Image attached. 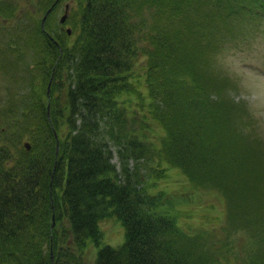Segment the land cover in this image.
<instances>
[{"label":"trees","instance_id":"trees-1","mask_svg":"<svg viewBox=\"0 0 264 264\" xmlns=\"http://www.w3.org/2000/svg\"><path fill=\"white\" fill-rule=\"evenodd\" d=\"M43 1L17 30L38 58L0 110L15 127L0 128V264H85L109 219L124 242L100 248L94 264H264L263 251L236 250L244 242L232 225L203 215L193 226L179 202L151 194L166 177L161 164L197 192L226 200L242 188L232 178L229 196L225 178L242 159L250 174L260 138L232 130L227 87L208 66L236 35L232 21L264 22V0H72L70 36L54 20L61 3L41 29L54 0ZM0 15L16 12L0 6ZM245 188L264 194V181ZM247 197L232 224L257 241L264 223Z\"/></svg>","mask_w":264,"mask_h":264},{"label":"rangeland","instance_id":"rangeland-1","mask_svg":"<svg viewBox=\"0 0 264 264\" xmlns=\"http://www.w3.org/2000/svg\"><path fill=\"white\" fill-rule=\"evenodd\" d=\"M43 2V0H0V6L3 9L14 10L19 15L29 12L30 9L34 12V9L37 10ZM68 2L70 0L65 1V3ZM62 12L63 6L54 12L56 22L61 17ZM17 20L22 22L16 25H27V21H24L21 16L9 20L0 18V110L8 100L12 102L17 99L14 91L23 84L21 78L26 76V69L32 66L34 60L38 58V54L33 53L32 49L20 43L21 33L15 36L17 31L14 29V24ZM235 22L236 20L232 21L234 26L228 32H237L236 35L231 38L224 50L212 57L208 69L210 72H214L220 83L226 85V102H230L232 106L236 107L235 115H233L234 109H232V115L235 116L232 130L240 131L243 137L249 139V143L252 141L249 138L251 131H254L260 138L256 141L255 152L249 156H256L257 159L255 161L249 160L248 163L251 167L249 169L251 179L262 180L264 178V166H261L264 163V22L255 24V22H248V18L238 21V24ZM2 26L7 28L4 29ZM200 70L205 69L201 68ZM212 94L217 95V91L213 89ZM1 119L0 128H3L2 132L9 136L10 132L15 131V127L9 126L3 118ZM12 123L13 121H11ZM113 155L112 162L118 168L115 152ZM130 165H132L131 162ZM162 168H164L163 164ZM165 174L167 178L155 181L151 191L155 190L153 193L163 191L168 193L176 202H179L178 208L192 215V218L186 221L187 223L198 226L202 223V215L213 217L216 219V223L219 221V226L222 225L227 231L228 227L232 225L231 231L232 235L234 234V239H243V245L236 250L239 251L253 245V251L247 249V252L256 253V250L259 249L264 253V246H260L258 243L254 244V240L248 232L237 231V227L232 224L231 212L227 213L224 199L216 192L219 191L218 189L214 190L215 198V195L209 191L191 190L189 185L183 181L180 173L174 169H167ZM232 178H239V173H235L234 176L227 174L224 183L230 184ZM253 185L256 187V183ZM228 188H232V186L228 185ZM245 189L242 194H239L238 205L247 199L248 194ZM167 198L165 195L164 200ZM255 199L258 203L257 219L264 223V194L256 193ZM206 210L210 213H207ZM208 225L211 226L209 223ZM99 227L101 231L103 230L102 241L98 247L90 246L84 258L85 264H94V256L100 248L104 246L116 248L124 242L122 225L115 222L114 219L100 223ZM232 259L236 261V258L232 257Z\"/></svg>","mask_w":264,"mask_h":264},{"label":"water","instance_id":"water-1","mask_svg":"<svg viewBox=\"0 0 264 264\" xmlns=\"http://www.w3.org/2000/svg\"><path fill=\"white\" fill-rule=\"evenodd\" d=\"M67 10H68V6H65V11L63 16L60 19V23H64V21L66 20V16H67ZM49 12V11H48ZM47 12V14H48ZM45 20V18L42 20V22ZM67 33H69V31L67 30ZM26 149H28L27 145H25Z\"/></svg>","mask_w":264,"mask_h":264}]
</instances>
